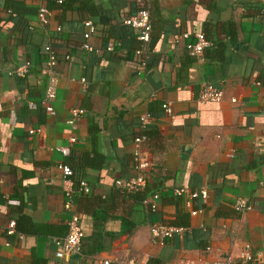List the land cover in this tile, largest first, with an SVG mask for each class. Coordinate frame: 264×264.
<instances>
[{"label":"crops","instance_id":"crops-1","mask_svg":"<svg viewBox=\"0 0 264 264\" xmlns=\"http://www.w3.org/2000/svg\"><path fill=\"white\" fill-rule=\"evenodd\" d=\"M23 1L31 9L47 5L45 0ZM82 1L89 7L77 3L72 11H50L48 25L35 13L26 16L29 28L11 22L0 28V264H66L55 258V240L67 235L75 213L85 234H91L99 199L102 206H112L106 209L112 217L107 231H121L119 217L135 227L94 264H121L126 254L137 264L149 258L162 264H212L239 255L246 244L259 254L257 262L248 264H264V0H152V50L145 49L140 63L135 57L141 42L131 50L138 45V31L124 24L137 12L136 0ZM9 17L0 12L2 20ZM83 17L97 25L89 39L96 49L92 53L81 48ZM197 33L214 42L199 59L187 48ZM112 40L122 45L109 53ZM48 46L59 57L55 114L41 105ZM27 60L35 67L26 78L8 74ZM82 78L89 82L86 94ZM204 82L224 92L221 102H199ZM75 108L86 113L73 133L67 121ZM151 113L159 115L152 125L160 135L143 147L149 162L144 174L151 183L165 181L188 194L207 188L210 196L198 202L204 212L191 216L192 231L165 245L152 244L154 223L144 206L116 185L137 174L134 133L139 118ZM31 130L37 132L31 135ZM70 156L103 160L97 168L79 167L76 179H86L93 191L77 194L67 210L58 165ZM188 194L183 206L166 205L160 198L158 212L172 217L184 209L190 214ZM238 198L248 199L252 210L238 212ZM11 221L16 223L12 235Z\"/></svg>","mask_w":264,"mask_h":264},{"label":"built area","instance_id":"built-area-1","mask_svg":"<svg viewBox=\"0 0 264 264\" xmlns=\"http://www.w3.org/2000/svg\"><path fill=\"white\" fill-rule=\"evenodd\" d=\"M59 4L63 3V0H57ZM138 5H142L134 15H131L124 19V24L138 31V39L142 44V48L137 50V55L144 56L145 46L150 43L153 24L151 20V9L152 0H136ZM50 10L45 6H41L38 12V19L43 25H48L50 19ZM85 33L84 42L81 48L89 53L95 52L96 49L92 47L89 43V39L97 32V25L91 19L84 22ZM62 28H58L60 32ZM184 37L189 38V34H185ZM196 41L188 45V52L191 57L202 58L204 51L211 43L206 39L204 33H197L195 35ZM121 42L112 40L109 41L106 47V51L109 53L115 52L116 48L121 46ZM46 60L45 64L41 69L42 74L47 79L46 89L44 97L41 100V105L45 108L46 112L49 114H55L53 109V102L57 98V90L59 85V76L57 73V66L59 64L58 55L52 50L50 46L46 48ZM69 60V56L66 57ZM146 63L143 62V65ZM35 67L33 61H26L19 68L10 71L8 74L10 76H17L18 78H26L31 74ZM83 86V93L86 94L89 89V82L86 79L80 80ZM224 98V92L214 86L211 83L204 82L200 85L198 100L202 104L218 103ZM236 102V99H233ZM163 109L166 113L170 111L169 105H163ZM86 111L84 109H72L70 111V118L67 121L71 131L74 133L78 129L79 120L85 115ZM155 119L151 114H146L139 118V122L143 127H146ZM37 130H31L30 134L33 135ZM148 140L146 136L137 137L134 141V153L133 158L135 162L136 176L128 181L117 180L116 185L122 190H126L130 193H136L141 191L146 186V179L144 176V170L149 167V162L147 160V153L143 151L145 142ZM70 142L75 144L78 142L76 136L72 135L70 137ZM64 155H67V151L64 149H59ZM60 171H62L64 178V193L66 197L65 208L71 210L74 204L75 196L78 195H90L93 191L89 182L81 178L79 180L75 179V174L73 169L65 164L61 163L58 165ZM188 194L186 189H177L175 194L177 196H182ZM210 196L207 188H201L195 190L188 194V199L186 201V206L190 209V215L192 217H197L204 212L203 208L198 207V202L203 203L208 202ZM159 195H154L151 199L145 202L146 208L149 211L157 212L159 210ZM252 203L246 198H238L235 202V209L238 212H247L252 210ZM16 223L11 221L8 226V234H15ZM192 231L190 227H179L172 226L169 224L154 223L150 226L151 242L153 245H165L169 241L174 240L176 237H182ZM85 237V232L81 226V216L78 213L73 214V216L68 221V233L64 238L56 239V252L55 258L59 262L69 264L72 259L81 255L82 252V242ZM211 247H207L206 251L209 252ZM130 255L126 254L125 259L121 261V264H137L134 258H129ZM259 260V254L253 251L250 244H246L239 255L235 256L229 254L220 260L214 261L212 264H248L254 263ZM102 264H111V261L105 260ZM211 264V263H210Z\"/></svg>","mask_w":264,"mask_h":264},{"label":"trees","instance_id":"trees-1","mask_svg":"<svg viewBox=\"0 0 264 264\" xmlns=\"http://www.w3.org/2000/svg\"><path fill=\"white\" fill-rule=\"evenodd\" d=\"M47 2V5H45L50 11L58 9L61 12L65 13L68 11L74 10V7L77 3H80L81 6L89 7L90 3L83 2L82 0H63L62 4H59L57 0H45ZM51 5V6H50ZM142 7V5H139V8ZM84 8H82L84 10ZM138 8V9H139ZM83 12L82 10H80ZM0 12H6L10 14L9 20H2L0 18V28L6 27L11 23H20V26L25 29L29 28L32 25L28 23L26 20V16L29 14H38L39 9H31L28 6H26L25 2L23 0H0ZM90 12L97 15V10L93 9ZM84 18V17H83ZM82 20L85 21L87 18H84ZM82 21V23H84ZM82 27L85 29V25L82 24ZM206 39L211 43V45L214 44V42L207 37V35L204 33ZM138 45H135L131 48V50H137L139 48L140 40L138 39ZM152 37L149 44L145 46V49L147 51L152 50ZM47 57V56H46ZM135 59H138V63L142 62L141 56H136ZM46 60V59H45ZM28 61V60H27ZM31 61V60H29ZM212 84V83H211ZM214 85V84H213ZM200 89V88H199ZM154 119H158L159 115L154 116L152 113ZM160 133L158 132L157 128L150 124L146 127H143L140 122L138 125V130L136 133H134L133 143L137 137L140 136H146L148 140L145 142L152 141L154 138H158ZM144 144V145H145ZM96 157V158H94ZM84 156L82 158H76L74 156H70L68 162H64L65 164L69 165L73 171L75 176L77 175V171H79V167H91V168H97L99 167L98 163H101L103 160L100 156ZM146 179V186L139 192L136 193H130L126 190L119 189L118 191L122 192V194L128 196L131 200H133L136 204L143 205L149 220H151L152 223H160L163 224H169L172 226H179V227H191L193 226V219L189 213H187L184 209L180 211L178 214L167 217L157 212H152L147 210L145 202L149 199H151L154 195H159L160 198H162L164 204H179L184 205V197L177 196L175 194V191L177 189H174L172 187H167L165 184V181L162 182H155L151 183L149 180V176L144 174ZM76 179V177H75ZM77 180V179H76ZM103 200L99 199V204L95 212L93 213V232L91 234L86 235L82 242V252L81 255L72 259L70 264H94L95 258L105 252H109L112 250V246L115 240L119 239L120 237H123L125 235H131L133 228L135 225L125 217H119V221L121 222V231L118 233L110 232L105 229V225L108 223V221L112 218L110 217L109 213L106 209H111L112 206L104 207L102 206L101 202ZM20 222V221H19ZM65 236L61 237L64 238ZM60 239V238H59ZM163 261L159 258H149L146 261V264H162ZM116 264V263H111Z\"/></svg>","mask_w":264,"mask_h":264}]
</instances>
